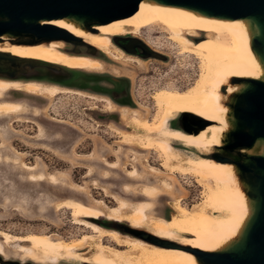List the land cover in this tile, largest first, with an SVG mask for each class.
<instances>
[{"label": "rangeland", "instance_id": "obj_1", "mask_svg": "<svg viewBox=\"0 0 264 264\" xmlns=\"http://www.w3.org/2000/svg\"><path fill=\"white\" fill-rule=\"evenodd\" d=\"M128 35L141 38L168 59L142 58L126 51L127 56L120 62L107 57L103 72L88 71L106 77L82 89L86 95H98L99 100L73 93L52 98L16 90L9 93L10 97L25 98L29 103L24 114L0 117V144H3L0 151L11 159L0 165V242L5 248V255H0V259L33 264L84 263L65 251L49 252L19 238L6 241L1 235L2 231H10L18 237L39 233L54 239L78 240L89 230L75 221L69 209L57 208L58 201L66 198L86 201L106 213L125 201L128 206L125 214L143 201L150 202L147 205L149 226L144 228L150 231L159 217L170 218L177 214V199L182 198V203L192 208H199L204 202L206 188L195 176L163 170L158 150L125 144L116 131L145 134V130L132 124L134 110L152 120L158 111L153 98L155 93L166 86L178 89L192 86L200 74V60L194 55H180L178 44L158 28ZM115 87L120 91L113 92L111 89ZM106 96L117 105L116 111H110L107 101L102 100ZM155 137L165 135L157 133ZM174 146L184 162L197 155L181 143L175 142ZM107 160L118 162V166H108ZM22 161L37 165L38 171L57 174L59 182L31 181L30 172L22 167ZM135 167L139 176L130 177L129 170ZM147 185L156 186L160 196L154 200L143 195ZM102 221L96 220L97 223ZM119 232L123 238H134ZM111 241L109 237L104 240L117 247ZM96 242L86 241L77 250L80 257H93L98 252Z\"/></svg>", "mask_w": 264, "mask_h": 264}, {"label": "bare ground", "instance_id": "obj_2", "mask_svg": "<svg viewBox=\"0 0 264 264\" xmlns=\"http://www.w3.org/2000/svg\"><path fill=\"white\" fill-rule=\"evenodd\" d=\"M57 24L72 30L76 35L98 47L108 58L117 62L122 61L127 54L114 44L113 37L126 36L131 32L139 33L144 29L153 30L155 28L166 32L169 38L178 44L180 55H194L200 60V74L192 86L187 89L166 86L155 93L153 98L158 106V111L152 120L143 117L142 113L140 115L136 109L134 110L132 124L145 130V134L125 132L121 129H116V131L123 138L125 144L137 145L145 150H158L163 170L168 169L175 173L193 175L206 188L205 200L199 208L184 205L182 198L177 199L175 204L177 214L170 218L161 216L156 219L150 226L153 234L206 249H213L224 239L232 236L245 216V203L242 192L235 185L226 167L198 155L190 157L187 162H184L178 149L174 146V143L177 142L189 148L199 150L206 148L212 144L207 134L210 130L214 131L213 138H215L216 127L210 126L199 136H195L174 128L171 123L181 112H192L208 120H223L220 116V110H223L221 87L229 78L256 71L244 27L239 22L201 18L182 9L151 5H143L140 11L130 18L100 26L97 35L80 32L63 23ZM200 36H203L202 40L199 39ZM60 47V44L52 43L46 47L9 46L4 50L22 57L61 64L79 70L103 72L106 68L105 61L100 58L72 56L60 51ZM12 90L49 98L62 93L100 98L94 93L86 95L82 89L53 83L0 79L1 118L27 112L29 103L27 99L10 97L9 93ZM102 100L107 101L110 111L117 110V105L111 98L106 96ZM41 130H43L42 126ZM157 133H162L165 137L156 138L155 134ZM2 147L3 144H0V148ZM17 153L21 154V152ZM10 160L9 157H4L0 151V165L4 161ZM176 160L178 162H174ZM105 164L110 167L118 166L116 161L107 160ZM21 165L30 172L29 179L31 181L42 182L50 179L54 183L59 182L55 173L47 174L44 171H38L37 165L25 161H22ZM129 176L134 178L139 176L138 169L136 167L130 169ZM144 187L142 194L147 198L154 199L161 194L154 185ZM75 190L80 191L79 189ZM96 201L104 202L98 199ZM149 203L143 201L131 213L125 214L124 210L128 206L125 201H120L119 206L111 208V211L106 213L86 201L66 198L58 201L57 208L69 209L75 221L89 230V233H84L78 240L54 239L48 234L39 233L18 237L9 233L10 231H2L1 235L6 241L19 238L31 242L35 246H42L49 252L61 253L65 251L71 257L80 258L84 263L196 264L192 255L184 250L152 245L142 239L129 236L123 238L117 229H107L96 222V220L128 222L135 228H145L149 226L147 212ZM209 209L214 212H210ZM183 235H187V237ZM106 237L114 241L117 247L106 244L104 242ZM88 240H97L98 252L93 257H80L77 250ZM118 246L127 247V249L122 250ZM0 255H5V248L1 242ZM3 260L6 258L0 259V261ZM0 264L2 263L0 262Z\"/></svg>", "mask_w": 264, "mask_h": 264}, {"label": "water", "instance_id": "obj_3", "mask_svg": "<svg viewBox=\"0 0 264 264\" xmlns=\"http://www.w3.org/2000/svg\"><path fill=\"white\" fill-rule=\"evenodd\" d=\"M143 5L177 8L201 18L239 22L248 36L256 67L255 72L229 78L221 87L222 121L181 112L171 123L174 128L195 136L210 126L216 127L215 138L214 131L207 134L211 145L192 149L198 156L226 167L242 192L245 216L235 233L213 249L159 237L153 232H147L149 240L144 241L184 250L192 255L196 264H264V0H0V63L13 70L0 73V79L38 81L79 89L101 81L106 75L22 57L4 49L58 43L63 53L106 60L107 55L98 47L57 23L97 35L100 26L130 18ZM126 39L136 40L140 51L120 44V40ZM113 40L124 51L142 58L168 59L137 36H115ZM111 90L119 92L120 88ZM0 262L33 264L10 259Z\"/></svg>", "mask_w": 264, "mask_h": 264}, {"label": "flooded vegetation", "instance_id": "obj_4", "mask_svg": "<svg viewBox=\"0 0 264 264\" xmlns=\"http://www.w3.org/2000/svg\"><path fill=\"white\" fill-rule=\"evenodd\" d=\"M120 44L125 45L127 47L128 46L134 47L140 51L139 49L140 47L137 44L136 40H132V39L120 40ZM10 71L11 69L7 65H5L4 63H0V73L6 74V72H10ZM11 72H13V70ZM100 224H103V226L109 227L110 229L113 228V229H117L122 232H126L129 235L133 236L134 238H139V239L146 240V241L149 240L148 239L149 236L147 232H152L150 230H144L142 232L141 228H135L131 226V224H129L128 222H117V221L109 222L107 220L106 221L103 220L102 222H100Z\"/></svg>", "mask_w": 264, "mask_h": 264}]
</instances>
